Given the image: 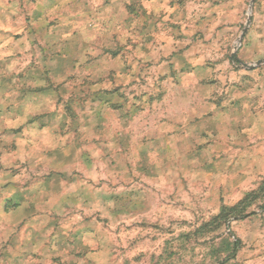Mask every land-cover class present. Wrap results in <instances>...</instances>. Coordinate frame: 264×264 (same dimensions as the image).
<instances>
[{"label": "rangeland", "instance_id": "1", "mask_svg": "<svg viewBox=\"0 0 264 264\" xmlns=\"http://www.w3.org/2000/svg\"><path fill=\"white\" fill-rule=\"evenodd\" d=\"M261 58L264 0H0V264H264Z\"/></svg>", "mask_w": 264, "mask_h": 264}, {"label": "water", "instance_id": "2", "mask_svg": "<svg viewBox=\"0 0 264 264\" xmlns=\"http://www.w3.org/2000/svg\"><path fill=\"white\" fill-rule=\"evenodd\" d=\"M250 18H251V16L249 15V16H248V21H250ZM246 28H247V24H246L245 28L243 29V32H242L240 38H238V42H240V40L242 39L243 34H244ZM234 56H235V54H234ZM241 64H242L244 67H246V68H252L253 66L264 64V58L258 59L257 61H255V62L252 63V64H247V63H244V62L241 63Z\"/></svg>", "mask_w": 264, "mask_h": 264}]
</instances>
